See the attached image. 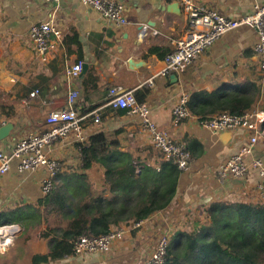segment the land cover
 Returning a JSON list of instances; mask_svg holds the SVG:
<instances>
[{
    "label": "crops",
    "instance_id": "obj_1",
    "mask_svg": "<svg viewBox=\"0 0 264 264\" xmlns=\"http://www.w3.org/2000/svg\"><path fill=\"white\" fill-rule=\"evenodd\" d=\"M117 1L124 5L126 25L114 24L80 0H0V118L6 123L0 129V146L8 151L20 138L44 131L47 113L63 109L67 92L76 88L79 95L75 104L81 114L100 109V122H83L86 137L100 132L110 134L119 141L117 157L157 165L162 156L149 152L154 147L138 119L107 104L109 89L119 86L137 90L149 105L154 123L184 143L192 162L189 169L180 171L170 203L136 224H122L126 232L109 251L88 257L70 254L41 264H144L161 233L170 240L179 232L191 230L194 223L203 221L210 203H259L253 171L248 177L219 181L216 170L243 145L252 148L247 163L254 158L264 162V132L247 128L212 132L201 127L199 116L193 113L174 126L171 115L182 93L190 96L198 91L241 90L254 100L250 110L262 111L264 79L254 51L256 35L248 26H239L222 35L183 73L158 75L163 68L161 56L173 49L174 40L187 28L178 3ZM195 1L229 17L248 14L255 6L264 5V0ZM41 22L53 24L63 35L45 61L36 57L28 35L30 26ZM151 48L156 51L150 53ZM78 60L83 63L82 72L73 79L66 78V68ZM153 76L155 84L145 86L144 82ZM92 84L96 87L90 88ZM35 90L38 93L32 96ZM261 128L264 130V121ZM49 155L60 163L56 176H63L62 180L77 174L102 180L105 176L103 166L97 162L87 169L80 168L73 137L53 144ZM44 174L42 168L19 173L16 161L0 174V225L13 223L20 227L11 251L0 255V264H31L34 253L48 251L47 239L40 234L55 226L61 215L44 211L50 205L46 203L48 195L41 192Z\"/></svg>",
    "mask_w": 264,
    "mask_h": 264
},
{
    "label": "built area",
    "instance_id": "obj_2",
    "mask_svg": "<svg viewBox=\"0 0 264 264\" xmlns=\"http://www.w3.org/2000/svg\"><path fill=\"white\" fill-rule=\"evenodd\" d=\"M50 1L58 2L59 0ZM80 1L116 25L128 23L124 5L117 0ZM176 2L186 18L187 28L181 37L174 40L173 49L163 57V68L158 72V75L183 73L222 35L239 26H248L256 35L254 51L259 61L260 75L264 79V5L255 6L248 14L229 17L219 10L206 4L197 3L195 0H176ZM28 35L32 41L34 53L41 61L47 59L49 52L61 42L63 36L59 28L49 22L32 24ZM82 69L81 60L72 63L65 70L66 78L77 77ZM154 77L145 81L144 85L153 86L155 84ZM37 93L38 90H35L31 95L34 96ZM78 95V89L71 88L67 92L66 106L63 109L47 113L45 117L47 128L44 131L20 138L8 151L3 150L0 146V174L9 170L12 161H16V170L19 173L42 168L45 170V174L41 180V192L43 195H47L52 190L54 178L60 169V163L49 155L53 144L73 137L81 155L80 145L87 140L83 122L87 119L94 123L100 122V109L84 114L79 112L75 104ZM108 97V105L123 109L127 114L138 119L141 128L148 134L151 145L161 153L164 160L175 164L180 171L189 169L192 162L190 151L183 142L174 139L169 131L154 123L149 105L144 101L137 100L134 89L124 90L119 86H113L108 91ZM188 101L189 95L182 93L173 105L171 115L174 126L190 115ZM263 121V110H248L240 114L225 111L199 118L200 126L212 132L240 128L264 132L261 128ZM4 123L5 121L0 118V127ZM251 151V145L241 146L236 153L229 156L217 168L216 178L222 181L230 177H248L253 171L259 202L264 205V162L261 158H254L250 163H247L246 156ZM19 232L20 227L17 224L4 223L0 225V255L11 251L15 237ZM125 232V227H118L105 234L96 235L91 231L83 233L74 241L72 254L88 257L97 252H107L111 249L113 242L121 239ZM168 242L167 234L161 233L157 238L154 251L144 264H163Z\"/></svg>",
    "mask_w": 264,
    "mask_h": 264
},
{
    "label": "trees",
    "instance_id": "obj_3",
    "mask_svg": "<svg viewBox=\"0 0 264 264\" xmlns=\"http://www.w3.org/2000/svg\"><path fill=\"white\" fill-rule=\"evenodd\" d=\"M95 87L96 84L90 86ZM85 92L84 89V95ZM134 94L142 101L137 90ZM253 103V98L241 90L198 91L189 96L188 108L201 119L223 111L240 114L250 110ZM260 108L264 111V104ZM118 149L119 141L103 132L87 137L80 145V168L99 163L105 170L103 184L93 190L88 183L62 177L72 193L52 187L46 203L51 205V211L61 215V220L41 232L40 236L47 239L48 251L34 253L31 264L68 256L81 234H105L122 224L143 220L170 203L177 187L178 167L163 158L157 165L125 160L117 157ZM163 264H264V205L210 203L202 222L169 240Z\"/></svg>",
    "mask_w": 264,
    "mask_h": 264
},
{
    "label": "rangeland",
    "instance_id": "obj_4",
    "mask_svg": "<svg viewBox=\"0 0 264 264\" xmlns=\"http://www.w3.org/2000/svg\"><path fill=\"white\" fill-rule=\"evenodd\" d=\"M152 151H154L155 153L154 154H157L158 156H160L161 157V153L159 152V151H157L156 149H149V152H152ZM68 168H70V167H68ZM84 176V175H83ZM82 175H80V174H77L76 176H73V177H70L69 179L71 180V182H77L78 180H80L81 182H83V183H88L90 186H91V188L93 189V190H97V189H99V186H101L102 184H103V180L105 179V178H103V180L102 179H100V178H98V177H95V176H91V177H86V176H84L83 177ZM61 177H63V176H61V175H58V176H55V178H54V184H53V189H63V190H68L70 193H72V190H71V188L70 187H68V185H65L66 184V182H62L60 179H61ZM100 181H102L101 183H100ZM55 187V188H54ZM52 189V190H53ZM51 193V192H50ZM49 193V194H50ZM47 205V204H46ZM47 208H44V211L45 212H48V213H50V212H52L51 211V206L50 205H47L46 206ZM48 217L49 216H47V218H46V220H48L50 223H52V220L51 219H48ZM51 218H52V216H51ZM57 222H55V224H56ZM20 233V232H19ZM18 235V234H17ZM16 235V236H17Z\"/></svg>",
    "mask_w": 264,
    "mask_h": 264
},
{
    "label": "water",
    "instance_id": "obj_5",
    "mask_svg": "<svg viewBox=\"0 0 264 264\" xmlns=\"http://www.w3.org/2000/svg\"><path fill=\"white\" fill-rule=\"evenodd\" d=\"M6 123H4L1 127H0V129L5 125Z\"/></svg>",
    "mask_w": 264,
    "mask_h": 264
}]
</instances>
